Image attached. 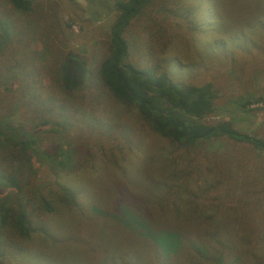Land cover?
<instances>
[{
  "label": "rangeland",
  "instance_id": "rangeland-1",
  "mask_svg": "<svg viewBox=\"0 0 264 264\" xmlns=\"http://www.w3.org/2000/svg\"><path fill=\"white\" fill-rule=\"evenodd\" d=\"M113 3L33 0L21 12L0 0L9 31L0 47V123L35 136L24 151L0 140V170L19 184L0 186V203L23 206L31 227L28 237L1 229L0 264H132L155 220L170 227L153 230L173 235L174 253L185 245L181 232L192 231L198 249L188 263L264 264V151L226 137L176 146L116 99L98 76ZM124 36L133 65L178 84H212L206 122L230 121L264 142V0H153ZM70 58L82 68L71 70L78 84L67 91L60 70ZM66 154L69 171L60 167ZM161 182L162 195L154 190ZM178 212L185 218L169 221ZM211 216L221 219L219 242L203 228L214 227Z\"/></svg>",
  "mask_w": 264,
  "mask_h": 264
},
{
  "label": "trees",
  "instance_id": "trees-1",
  "mask_svg": "<svg viewBox=\"0 0 264 264\" xmlns=\"http://www.w3.org/2000/svg\"><path fill=\"white\" fill-rule=\"evenodd\" d=\"M151 1L153 0H114L116 16L108 30V51L98 64V76L102 84L122 104L134 107L153 132L170 140L176 146L187 148L206 139L226 137L234 141L247 142L264 151V142L261 139L235 128L230 121L222 120L210 123L204 120L213 112V100L216 97L211 83L178 84L166 71H158L157 68L137 67L128 61L127 41L124 32L131 21L140 15ZM9 2L15 9L28 12L32 9L33 0H9ZM8 37V26L6 21L0 17V47L5 45ZM75 68H82L77 59L70 58L62 63L60 79L67 91L78 84L71 73V70ZM41 125L49 126L50 123L46 121ZM1 139H4L5 143L12 140L23 151L25 150L24 145H28V149L30 143L35 142V136L25 137V133L23 131L20 133L19 128L0 123ZM30 150L36 151L32 146ZM44 153L49 156V153L45 151ZM70 163V157L66 154V157L60 161V167L69 171ZM0 186L19 188L17 179L13 175H6L1 170ZM166 187L167 183L161 182V184L155 185L154 190L162 195ZM177 194L180 195L178 192ZM178 199V201L187 204L194 202L186 194L178 196ZM198 204L197 201L195 206ZM179 208L181 207L179 206ZM167 216L171 222H176L175 220L178 218H185L179 212L177 215ZM167 216L163 214L162 218L168 220ZM198 217L200 220L202 219L201 215ZM211 218H213L212 225L214 227L203 228L205 230L214 229L206 236L210 240L219 242V221L221 219L220 217L214 218V216ZM155 221L150 220L153 222L152 230L150 228L147 230L151 231L148 235L151 238L139 240L137 253L131 263L142 264L143 254L147 253V263L150 262V264H193L192 261L188 263V257L191 252L196 251L194 247L198 248L191 241L192 231H185L189 233V236L184 231L181 232L180 236L185 245L178 249L177 254L172 250L171 245L174 243V239L170 232L155 233L159 230H170V227H168L169 229H158L159 226L156 228L155 224H162V222ZM8 225L20 236H29L31 227L23 206L14 209L0 203V231ZM154 227L157 229L156 231L153 230ZM235 239L231 236V245L235 244ZM194 244H196L195 241ZM209 249L208 244L206 251L208 253L202 252L204 258L208 257ZM216 256L217 259H220L221 254L217 252ZM198 260H201L200 256ZM197 261L194 264H198ZM209 264L212 263L209 262ZM222 264H227V261L224 260Z\"/></svg>",
  "mask_w": 264,
  "mask_h": 264
}]
</instances>
